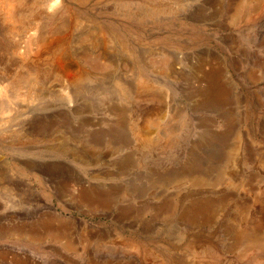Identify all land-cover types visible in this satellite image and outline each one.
Segmentation results:
<instances>
[{
  "label": "rangeland",
  "instance_id": "rangeland-1",
  "mask_svg": "<svg viewBox=\"0 0 264 264\" xmlns=\"http://www.w3.org/2000/svg\"><path fill=\"white\" fill-rule=\"evenodd\" d=\"M32 1L13 0L9 17L0 2V264H136L131 241L156 235L182 264H246L235 228L255 223L241 222L237 204L264 223V7L238 21L237 0ZM210 70L229 88L220 105L202 91ZM81 189L112 198L89 208L73 199ZM219 197L210 219L183 215ZM164 198L175 210L162 211ZM45 222L76 252L44 237Z\"/></svg>",
  "mask_w": 264,
  "mask_h": 264
},
{
  "label": "bare ground",
  "instance_id": "bare-ground-1",
  "mask_svg": "<svg viewBox=\"0 0 264 264\" xmlns=\"http://www.w3.org/2000/svg\"><path fill=\"white\" fill-rule=\"evenodd\" d=\"M13 0H0V2L2 3L1 5H4V9H7L6 10V12H5V16L6 17H9L10 16V4H11V2H12ZM17 1V0H16ZM28 1V0H27ZM33 1H39V2H49V1H51V0H33ZM32 1V2H33ZM236 1V0H235ZM25 2V1H24ZM14 3H15V1H14ZM21 3V2H20ZM23 3V2H22ZM60 3V2H59ZM17 5V4H16ZM14 6V5H13ZM232 6H233V4H232ZM17 7V6H16ZM19 7H21L20 6V4H19ZM58 7H60V6H58ZM264 7V0H237L236 2H235V5H234V13L231 15L234 19H236V20H238V19H245L246 17H250V16H252V15H254L255 14V12H257L258 10H260L261 8H263ZM231 8V7H230ZM58 9V8H57ZM22 10V9H21ZM170 11V10H169ZM164 12V11H163ZM233 12V11H232ZM260 12V11H259ZM262 14V13H261ZM257 16V15H256ZM2 17H3V15H2ZM231 17V18H232ZM255 17V16H254ZM4 18V17H3ZM19 18V17H18ZM26 18V17H25ZM5 19V18H4ZM28 19V18H27ZM25 19H23V21H24ZM239 21V20H238ZM248 21V20H247ZM10 22V21H9ZM21 23V22H20ZM31 23V22H30ZM239 23V22H238ZM34 24V23H33ZM8 25H10V24H8ZM12 26V25H11ZM23 28H26V27H23ZM96 28H97V30H99V28L97 27V25H96ZM255 28V27H254ZM22 29V28H21ZM101 29V28H100ZM104 30V29H103ZM102 30V31H103ZM107 30V29H106ZM94 31V30H93ZM102 31H99L98 32V34H99V36H98V38L99 39H97L99 42H96V44H107V42L108 41H110L107 37H106V35H105V33L104 32H102ZM91 33V32H90ZM96 33V32H95ZM92 34H93V32H92ZM94 35V34H93ZM114 36H112V39H113V41H114V44L117 46V48L119 47L122 51H126L127 49H129V47H130V45H128L127 43H125L123 40H120V38L119 37H117V36H115V34H113ZM89 36V35H88ZM109 37V36H108ZM88 38V37H87ZM86 38V39H87ZM264 41V40H263ZM262 42V41H261ZM101 46V45H100ZM116 48V49H117ZM97 53H99V52H97ZM96 53V54H97ZM124 53V52H123ZM86 54V53H85ZM125 54V53H124ZM90 55V54H89ZM100 55V54H99ZM95 56V55H94ZM127 56V55H126ZM97 57V56H96ZM169 57V56H168ZM89 59V56L88 57H86V55H84L83 56V62H85L86 64L88 63V59ZM254 58V57H253ZM94 59V58H93ZM166 60V59H165ZM165 60H164V63H165ZM169 60V59H168ZM170 60H171V58H170ZM169 60V61H170ZM259 60V59H258ZM257 60V61H258ZM89 61H91V60H89ZM107 61V60H106ZM105 61V63H100L99 62V60H94V61H92L91 62V64H93V68H98V69H105V68H107V67H109V66H111V64L107 61L106 62ZM162 61V60H161ZM168 61V62H169ZM133 62H135V61H133ZM168 62H167V64H168ZM84 63V64H85ZM90 63V62H89ZM164 63H163V66H164ZM91 64H89V65H91ZM159 64V63H158ZM113 65V64H112ZM132 66V65H131ZM89 67H91V66H89ZM125 66H123V68H124ZM130 67V66H129ZM126 68V67H125ZM125 68H124V70H125ZM141 68V67H140ZM165 68V67H164ZM169 68V67H168ZM167 68V69H168ZM177 68V67H176ZM237 68V67H236ZM220 69V68H219ZM140 70V69H139ZM209 70V69H208ZM215 70V69H214ZM99 71V70H98ZM101 71V70H100ZM206 71V70H205ZM222 71V70H221ZM252 71V70H251ZM251 71H249V72H251ZM255 71V70H254ZM257 71V70H256ZM134 72V70L132 71V73ZM249 72H248V75H249ZM131 73V74H132ZM134 73H136V70H135V72ZM137 74V73H136ZM205 74L207 75V77H208V79H209V84H207L208 86L205 88V89H203L202 91H204V93L206 94V95H208L210 98L209 99H211L212 100V98H213V100L211 101V100H209V102H211V103H213V104H217V105H220V101L223 99H225V97L227 96V90L229 89H226L224 86H222L223 84H225V82H222L223 84H220V81L218 82L217 81V77L218 76H220L219 74H217L216 72H213V70L211 71H207V72H205ZM252 74H253V76H252ZM251 74V76L249 75L248 77H251V80H252V77H253V79L254 80H252V82L253 81H255V77H254V75L256 74V72L255 73H252ZM135 75V74H134ZM133 75V76H134ZM218 75V76H217ZM257 75V74H256ZM255 75V76H256ZM136 76V75H135ZM247 76V75H246ZM137 77V76H136ZM221 77V76H220ZM256 77H258V76H256ZM117 78H119V77H117ZM264 78V77H263ZM262 78V79H263ZM116 79V78H115ZM134 79H135V77H134ZM219 79H221V78H219ZM260 79V78H259ZM68 80H69V83H70V85L72 86V87H77L78 86V81H79V77H77V78H74V79H72V78H68ZM139 80H141V79H139ZM250 80V81H251ZM257 80V79H256ZM137 81V80H136ZM143 81V80H142ZM141 82V81H140ZM127 83V82H126ZM147 83V82H146ZM118 84H119V86L122 88V90H124V91H126L127 92V87H126V85H124V83L122 82V81H120L119 79H118ZM133 84V83H132ZM136 85V84H135ZM205 85V84H204ZM198 86V85H197ZM133 87V86H132ZM135 87V86H134ZM195 88H197V87H195ZM198 88H199V86H198ZM203 88V87H202ZM133 89V88H132ZM236 89V88H235ZM121 90V91H122ZM197 90V89H196ZM78 92V91H77ZM122 93H124V92H122ZM129 93H131V92H129ZM203 92H202V95L204 94ZM238 94V93H237ZM125 95H128V94H125ZM208 96H207V98H208ZM126 97V96H125ZM128 97V96H127ZM205 98V97H204ZM229 98V97H228ZM225 101V100H224ZM234 101V100H233ZM232 101V102H233ZM221 102H223V101H221ZM214 107V106H213ZM229 107V106H228ZM221 109V108H220ZM126 110V109H125ZM123 112V111H122ZM234 113V112H233ZM126 114V113H125ZM125 114L123 115V116H125ZM235 114V113H234ZM226 115V114H225ZM233 115V114H232ZM122 116V117H123ZM127 117H128V115H126ZM124 118V117H123ZM125 119H126V117H125ZM227 119H230L231 120V118H227ZM261 122V121H260ZM259 122V123H260ZM151 123V122H150ZM262 123V122H261ZM260 123V124H261ZM132 124V123H131ZM152 124V123H151ZM228 124V123H227ZM229 124H230V122H229ZM237 124V123H236ZM251 124V123H250ZM263 124V123H262ZM264 125V124H263ZM226 126V125H225ZM232 126V125H231ZM231 126H229V128L231 127ZM222 127V126H221ZM226 130V129H225ZM233 130V129H232ZM137 132H138V130H136ZM248 131V130H247ZM136 132V133H137ZM246 132V131H245ZM249 132V131H248ZM254 132V131H253ZM229 133H230V131H229ZM261 134V133H260ZM138 136V135H137ZM235 136H236V138H239L240 136L238 135V133L237 132H235ZM250 136V135H249ZM249 136L247 135L246 137H248V139H249ZM166 137V136H165ZM22 139V138H21ZM146 139V138H145ZM149 139V138H148ZM247 138H246V140H248ZM252 139V138H251ZM171 140V139H170ZM225 140V139H224ZM237 140H239V139H237ZM149 143V142H148ZM236 143V142H235ZM238 143H239V141H238ZM231 144V143H230ZM233 144V143H232ZM234 145V144H233ZM238 146H239V144H236V145H234L233 147H232V151L234 150H237L238 149ZM224 148V147H223ZM230 149V148H229ZM261 149H263V148H261ZM258 150H259V148H258ZM229 151V150H228ZM232 157V156H231ZM218 166V165H217ZM215 172H216V170H215ZM189 173V172H188ZM191 173V172H190ZM202 173L201 172H196V173H192L191 175H189V177H190V183H192V184H199V183H202L203 181L202 180H204V177H202V175H201ZM214 174V173H213ZM207 175V174H206ZM216 175V174H215ZM173 177H174V175H172ZM170 177V176H169ZM176 177V179L178 180L179 178H180V175H177V176H175ZM177 177H179V178H177ZM181 177H182V174H181ZM218 177V176H217ZM248 177H250V176H248ZM168 178V177H167ZM185 178V177H184ZM206 179V178H205ZM213 179H215V178H213ZM212 179V180H213ZM220 179H224L225 181H226V183L227 184H229L230 182H231V177L230 176H225V177H218V178H216L215 180H216V182H218ZM150 179H148V181H149ZM211 180V181H212ZM223 180V181H224ZM169 182H170V180H169ZM172 183L174 182V180L172 179V181H171ZM225 183V184H226ZM244 183V182H243ZM246 183V182H245ZM64 184V183H63ZM170 184V183H169ZM221 184H222V182H221ZM65 185V184H64ZM146 185V184H145ZM154 185V184H153ZM224 185V184H223ZM252 185V184H251ZM149 186H151V185H149ZM245 186V185H244ZM117 187V186H116ZM115 187V188H116ZM119 187V186H118ZM143 187V186H142ZM152 188H153V186H151ZM239 187H241V186H239ZM80 188H82V187H79V189ZM92 188V187H91ZM103 188V187H102ZM148 188V187H147ZM165 188V187H164ZM142 189V188H141ZM144 189V188H143ZM160 189V188H159ZM229 189V188H228ZM241 189V188H240ZM247 190V189H246ZM66 191V190H65ZM100 191V190H99ZM103 191H105V190H103ZM137 191H138V189H137ZM148 191V190H147ZM165 191V190H164ZM78 191H76V193H77ZM126 192V191H125ZM130 192V191H129ZM57 193V192H56ZM158 193V192H157ZM156 193V194H157ZM74 194V193H73ZM72 194V195H73ZM120 194V193H119ZM164 194V193H163ZM259 194V193H258ZM161 195V194H160ZM229 195V194H228ZM62 196V195H61ZM64 196H66V195H64ZM74 196V195H73ZM226 196V195H225ZM228 197V196H227ZM235 197V196H234ZM111 198H112V196H111V194L109 193V192H98V191H93V189L92 190H86V189H81L74 197H73V199L74 200H76L80 205L81 204H83V205H86L87 207L89 206V208L92 206L93 208H94V206L96 207V206H101V205H104V204H107L110 200H111ZM142 198V197H141ZM211 198V197H210ZM226 198V197H225ZM72 199V198H71ZM166 198H164V202H169V201H167V199L165 200ZM219 199H220V197H219ZM221 199H223V198H221ZM218 200V199H214V200H209V201H199L198 203H195V205H193L191 208H190V210L191 211H189V210H185V212L183 213V215L184 216H187V217H189V218H191V217H200V218H209L210 219V216H212V215H214L215 213H216V211H217V209L219 208V207H221L222 205H223V201L224 200ZM231 199V198H230ZM162 201V202H163ZM230 201V200H229ZM239 201V200H238ZM225 202V201H224ZM76 203V202H75ZM154 203V202H153ZM164 204L162 207H161V209H163L162 211H164V212H172L173 210H175V207H176V203H174V202H171V203H167V204ZM253 203V202H252ZM78 204V205H79ZM159 204H161V203H159ZM235 204V203H234ZM155 205V204H154ZM236 205V204H235ZM156 206V205H155ZM157 206H159L158 204H157ZM224 206V205H223ZM234 206V205H233ZM254 206V205H253ZM106 207V206H105ZM142 207H143V205H142ZM237 208H238V210H239V219L241 220V222H248V220H252L255 224H254V227L253 228H235V238H236V243H235V246L236 247H242V253H241V255L244 257V258H246L247 259V263L246 264H263V260H262V257L263 256H261L260 255V253H261V251H263V249H264V223H263V221L259 218V216L257 217V216H253V214H254V212H255V210L253 209V207H252V205H251V203H248V202H244V200H243V202H240V203H238L237 204V206H236ZM107 208V207H106ZM105 208V209H106ZM124 209V208H123ZM259 209V208H258ZM128 210H130V209H128ZM136 211V210H135ZM138 211H140L139 209H138ZM110 212V211H109ZM123 212V211H122ZM131 212V211H130ZM257 212V211H256ZM158 214H159V212H158ZM60 215V214H59ZM262 216V215H261ZM119 219V218H118ZM121 220L123 219V218H120ZM148 219V218H147ZM197 219V218H196ZM237 220V219H236ZM204 221V220H203ZM50 222V221H49ZM238 223H239V221H238ZM45 224L48 226L49 225V223L48 222H45ZM237 225H239V224H237ZM247 226V225H246ZM65 228V227H64ZM41 229H42V227H41ZM160 229V228H159ZM233 229V228H232ZM10 230V229H9ZM65 230V229H64ZM64 230H62L61 228H52V227H47L46 228V230L44 231V233L43 234H45V236L44 237H49L50 239H52V240H60V239H65V242H64V247H65V249H67V250H70V251H74V252H76V250H75V247H74V243H73V241H72V238H70V237H66V230L64 231ZM69 230V229H68ZM143 231H145V227L143 228ZM143 231H142V234H143ZM156 230H154V232H155ZM9 232H11V231H9ZM13 232V231H12ZM141 232V231H140ZM154 232H153V234H154ZM163 232V231H162ZM165 232V231H164ZM5 233V232H4ZM34 233V232H33ZM38 233H40V232H38ZM87 233V232H86ZM90 233V232H89ZM145 233H146V231H145ZM160 233V232H159ZM7 234V233H6ZM14 234V233H13ZM24 234H25V232H24ZM20 235V234H19ZM18 235V236H19ZM6 236H8V235H6ZM23 236V235H22ZM25 236V235H24ZM28 236V235H27ZM88 236H90V234L88 235ZM1 237H3V236H1ZM43 237V236H42ZM43 237V238H44ZM104 237V236H103ZM124 237V236H123ZM122 237V238H123ZM134 237V236H133ZM31 238H39L38 237V235H32L31 233H30V238L28 237V239H31ZM87 237L85 236V239H86ZM91 238V237H90ZM89 238V239H90ZM74 239V238H73ZM138 239V238H137ZM161 239V237L160 236H158V235H156L154 238H152V240H151V244H149L148 246L147 245H143L142 243H138L137 244V242L136 241H131V245L133 246V247H135L136 249H138L139 251H140V255H138V258H137V260H136V264H182L181 263V260H180V262H177V261H175L174 259H172L171 258V256H170V254H171V249L168 247V245H166V244H164V242L162 241V239ZM165 239V238H164ZM40 240V239H39ZM87 240V239H86ZM145 242V241H144ZM147 242V241H146ZM79 243V242H78ZM130 246V245H129ZM191 246V245H190ZM192 246H194V245H192ZM198 246H199V244H198ZM216 246V245H215ZM11 247V246H10ZM200 247V246H199ZM202 247V246H201ZM22 248V247H21ZM125 249H127L126 247H124ZM175 249V248H174ZM189 249V248H188ZM207 249H209V250H207ZM132 250V249H131ZM135 250V249H134ZM193 251H191V253L194 255V254H196V252L194 251V249H192ZM203 250H205V253L204 254H206V250L208 251L207 253H208V255H210V256H212L213 258H214V260H215V258H217L216 256V252L214 251V249H210V247L209 248H203L202 249V251ZM9 251V250H8ZM26 251H27V249H26ZM10 252H12V251H10ZM201 252V251H200ZM204 252V251H203ZM9 253V252H8ZM136 253V252H135ZM144 254V256H142V254ZM150 253V257H151V259H149V261H147V259L145 258V255H146V257H147V254H149ZM199 253V252H198ZM139 254V253H138ZM190 254V253H189ZM191 254V255H192ZM200 254H202V253H200ZM186 255H187V253H186ZM207 255V256H208ZM178 256V255H177ZM181 256V255H180ZM179 256V257H180ZM206 256V257H207ZM182 257H183V255H182ZM181 257V258H182ZM189 257V256H188ZM191 257V256H190ZM200 257V256H199ZM198 257V258H199ZM28 258V257H27ZM185 258V257H184ZM183 258V259H184ZM243 258V259H244ZM1 259V258H0ZM26 259V258H25ZM182 259V260H183ZM13 260H16V257H15V255L11 258V261H13ZM200 260V259H199ZM201 261H203V260H201ZM6 262V261H5ZM194 262H196V260H194ZM215 262V261H214ZM18 263L19 264H23L24 262H22L21 263V261L19 262L18 261ZM27 263H28V261H27ZM134 263V262H133ZM132 263V264H133ZM192 263V262H191ZM1 264H5L3 261H2V263ZM10 264V263H9ZM131 264V263H130ZM194 264V263H193ZM203 264H205L204 263V261H203Z\"/></svg>",
  "mask_w": 264,
  "mask_h": 264
}]
</instances>
